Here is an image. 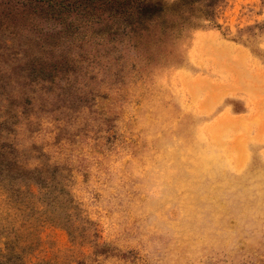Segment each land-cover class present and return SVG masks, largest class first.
<instances>
[{"label": "rangeland", "instance_id": "obj_1", "mask_svg": "<svg viewBox=\"0 0 264 264\" xmlns=\"http://www.w3.org/2000/svg\"><path fill=\"white\" fill-rule=\"evenodd\" d=\"M217 5L0 0V264H264V0Z\"/></svg>", "mask_w": 264, "mask_h": 264}, {"label": "trees", "instance_id": "obj_2", "mask_svg": "<svg viewBox=\"0 0 264 264\" xmlns=\"http://www.w3.org/2000/svg\"><path fill=\"white\" fill-rule=\"evenodd\" d=\"M39 1V0H35ZM48 1L50 5H58L62 10H79L87 16L104 15L109 18H123L136 26L165 18L167 9L174 16H183L185 11L192 14L203 12L206 17L215 15L222 0H176L172 4L166 0H40ZM203 3L200 8L199 3ZM63 7V8H62ZM3 185V183H2ZM5 185V182H4Z\"/></svg>", "mask_w": 264, "mask_h": 264}]
</instances>
